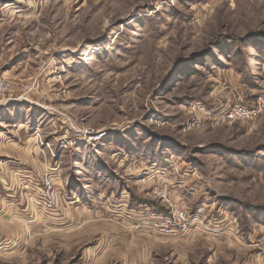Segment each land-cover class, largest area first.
I'll list each match as a JSON object with an SVG mask.
<instances>
[{"label": "rangeland", "instance_id": "rangeland-1", "mask_svg": "<svg viewBox=\"0 0 264 264\" xmlns=\"http://www.w3.org/2000/svg\"><path fill=\"white\" fill-rule=\"evenodd\" d=\"M0 79V264H264V0H0Z\"/></svg>", "mask_w": 264, "mask_h": 264}, {"label": "built area", "instance_id": "built-area-1", "mask_svg": "<svg viewBox=\"0 0 264 264\" xmlns=\"http://www.w3.org/2000/svg\"><path fill=\"white\" fill-rule=\"evenodd\" d=\"M31 90V88L26 86L19 91L12 81L0 79V103H16L22 101L31 103ZM263 113V102L260 101L255 106L249 107L240 101L226 110L225 119L228 123L252 122L258 119ZM53 182L54 178L51 174L47 173L45 178H43V197L45 203L42 205L46 210L57 205L58 195H56L57 191L54 189ZM158 195L166 207L167 214H160L153 211L149 213L148 221L149 224L160 229L165 235L172 236L185 233L193 224L200 222V217L196 216L193 218L186 209L177 206L166 189L160 191Z\"/></svg>", "mask_w": 264, "mask_h": 264}, {"label": "crops", "instance_id": "crops-1", "mask_svg": "<svg viewBox=\"0 0 264 264\" xmlns=\"http://www.w3.org/2000/svg\"><path fill=\"white\" fill-rule=\"evenodd\" d=\"M196 216L200 217V220H201V219H202V220H203V219H205V220L208 219V217H205V216H206V213H205V212H199V214H197ZM209 220H210V221H213V220H211V219H209ZM209 220H207L206 222H207V223H210ZM219 223H221V222H219ZM200 226H201V225H200ZM200 226H199L198 224H196V225L194 226V227H197V229H198L197 231H198V232H202ZM231 234H232V233H231ZM232 241H233V240H232Z\"/></svg>", "mask_w": 264, "mask_h": 264}]
</instances>
